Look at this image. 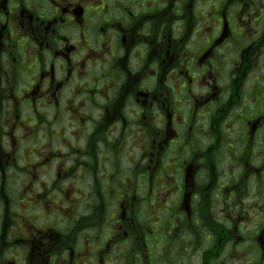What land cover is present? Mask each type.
<instances>
[{"label": "flooded vegetation", "instance_id": "flooded-vegetation-1", "mask_svg": "<svg viewBox=\"0 0 264 264\" xmlns=\"http://www.w3.org/2000/svg\"><path fill=\"white\" fill-rule=\"evenodd\" d=\"M0 264H264V0H0Z\"/></svg>", "mask_w": 264, "mask_h": 264}]
</instances>
